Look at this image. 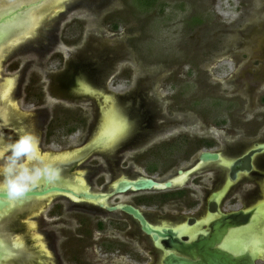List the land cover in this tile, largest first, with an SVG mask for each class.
Wrapping results in <instances>:
<instances>
[{"label":"rangeland","instance_id":"374dc122","mask_svg":"<svg viewBox=\"0 0 264 264\" xmlns=\"http://www.w3.org/2000/svg\"><path fill=\"white\" fill-rule=\"evenodd\" d=\"M7 1L11 0H0ZM55 11L41 28L44 36L40 41L1 50L10 52L0 56V88L14 80L13 114L28 118L34 128L30 134L35 132L40 151L83 156L85 149L90 150L87 160L73 172H91L99 162L109 167L110 160L118 170L115 160L121 157L120 172L132 169L137 175L160 180L192 165L203 150H223L230 157L242 147L264 142V0H153L151 5L143 0H67ZM25 13H0V39L10 37L13 25L23 22ZM82 82L97 95L80 90ZM106 95L128 118L129 130L114 146L91 151ZM41 118L43 128L37 123ZM72 129L74 133H70ZM4 133L13 131L7 128ZM25 156L24 150H11L0 157V171H11L3 178L0 172V180L28 177L18 173ZM260 163L264 166V155ZM215 169V164H204L182 189L202 192ZM220 173L226 174V170ZM95 178L93 190H102L100 178ZM195 192L189 193V199ZM160 194L126 192L109 202L114 203L118 196L123 201L153 196L151 206L141 209L154 222L169 215L165 213L188 215L199 208L178 209L176 204L160 208ZM58 200L66 203L64 214L52 217L53 201L30 220L33 233L38 229L59 234L65 226L61 220L71 221V212L81 211L63 198ZM98 215L91 212L90 218L103 217L108 233L117 235L114 231L122 227L119 215ZM103 239L94 233L91 243H96L95 251L91 247L84 253L87 260H102L103 264L104 258H110L100 247ZM107 240L111 247L112 239ZM124 245L123 249L133 250ZM138 248L139 254H145L143 246ZM130 255L115 253L114 263L153 262L152 256L143 262L134 253Z\"/></svg>","mask_w":264,"mask_h":264},{"label":"flooded vegetation","instance_id":"af4514ba","mask_svg":"<svg viewBox=\"0 0 264 264\" xmlns=\"http://www.w3.org/2000/svg\"><path fill=\"white\" fill-rule=\"evenodd\" d=\"M7 2L9 3L3 4V2H0V10H3L6 7L14 8L13 10H17L18 8H22L25 6L27 7V4L32 3L33 0H11ZM34 2H41V0H34ZM65 2H67V0H65L63 3L65 4ZM42 3L43 7L40 9V13L37 11V21L34 23L33 27L26 30V28L28 27L27 24L29 25L30 18H28L27 23L26 18L24 17L25 19H23V22L17 24L20 29H18L17 32H14L15 35L6 39L9 41L5 40V42L3 43L7 44L4 48H8L10 51H12L21 44L31 41L38 42L43 38L44 34L43 31H41V28L48 22V20H50V17H52L54 14L52 13V15L44 18V11L48 13L53 10V6H56L57 4L61 7L63 3L61 4V1L59 0H44ZM40 6H42V4H38L33 9H37ZM24 11H28L27 8ZM31 24L33 23L31 22ZM12 42H18L14 48L11 47ZM8 52L4 54H8ZM4 54L3 51L0 52V56ZM9 80L3 88H0V108L4 109V114L0 113V115H4V119L2 120V122H0V157L5 156L11 150H24L26 152V160L24 161V165L22 164L19 167L18 173L21 176H23L24 174H28V177L0 180V192H6L15 189L22 190V188L17 189L21 186L26 188L31 187L34 184L35 178L37 176H40L43 172H47L51 169L58 171L62 179L60 181L53 180L49 182V179L45 178L41 187L49 188L57 185L65 188L68 192H49L43 196H38L30 199L25 198V201L19 202L18 206H16L14 209H10L9 211H6V213L0 215V254H2V252L4 251L12 252L11 255L3 254V256H1L0 258V264H102V260H87V257H85L84 255V253L88 252L91 247L95 251L96 243H91V239L94 237L95 232H98L102 235V238H104V243H100V247L102 248L103 253L110 254L109 259L104 258L103 264H116L114 263L115 259L113 258V255L121 251L127 252L129 256H131L130 252L134 253L135 259L138 261L141 260L144 262L149 256H152L153 262L151 264H165L164 260L170 254V251L166 250L162 245L161 241L163 240V237H159L158 240H155L153 234H148L147 232H145L142 228L140 220L136 218L132 213H129L122 209L124 205H132L133 207L139 209L144 214L149 223L156 229H172L176 237H187V241L190 243L197 241L201 236L207 237L211 232L210 224L215 220L220 219L222 217V214H229L238 210H244L245 212L252 211V216L248 223L240 226L229 227L223 235L221 241L217 242L214 248L222 252L229 253L235 257L250 255L254 258L255 264H264V258H258L254 254L255 252L252 248L249 247L243 249H234L229 248L224 243L227 238L231 237L232 232L245 230L249 225L253 223L252 218L255 214V205L257 202L264 199V166L260 163L261 157L264 155V151L257 153L253 157V169L249 172H239L236 180H232L230 178V166H227L221 162L222 156L233 159L234 161L235 159L247 154L257 144L261 145L264 144V142L257 141L248 147H242L239 152L233 154V156L230 157L226 156L225 151L218 150L217 152H219L220 155L222 154L218 161L203 163V165L215 164L217 165L218 169L211 171V173H213V178L212 175H209V183L206 188L201 190L202 192H199L197 189L192 191L189 188L182 189L184 185H187L189 179L184 185H174L169 189H151L141 191L130 189L125 192H118L117 188L120 182L125 179L135 180L140 177V174L137 175V172L135 173L132 169H129L127 173L120 172L119 162L122 159L121 157H118V159L115 160L118 163V170H115V168H113L114 160H110L109 167L99 162L94 165V168H92L91 166V172H85L84 170H77L76 172H73L72 170L73 168L80 166L87 160V154L90 152V150L86 149L84 150L86 151L85 153L83 151V156H81L80 154L78 155V153L75 152H70L74 153L73 156L65 160L60 159L51 161L49 163H44L41 160V156L32 160H28V156L32 153V150H29L31 138L33 135L36 137V134L35 132L33 134H30L34 131V128L32 129V125L29 123V120L26 116H21L19 118L15 116V114H13L16 107L14 104H12L13 102L11 100V94L6 100H3L1 92L7 89ZM79 88L82 91H87L83 90L82 86ZM90 93L97 95V93H94L92 89L90 90ZM43 122L44 121L41 118L37 123H39V126L42 127L44 124ZM7 128H10L13 133H4V130ZM74 132L75 129L70 130V133ZM91 143V151L102 147L100 144H97L94 139ZM40 152L41 155L50 154L51 159L55 158V156L58 154L67 153ZM200 154L192 165L184 168L183 170L189 171L193 169L199 162H201L202 160L200 159ZM50 165L53 167H50ZM109 170L111 171V173L108 172ZM179 170L173 175L180 174ZM222 170H226V174H221L220 172H222ZM68 171L73 174L68 175ZM0 172L2 173V175L4 174L3 176H1V178L5 177L6 174L11 173V171L7 169H2ZM193 172H191L190 175ZM249 175H251V177L248 178ZM82 176L86 179V185H84L82 189L78 190L75 188V186L80 184V177ZM96 176L100 178V183L103 185L102 190L99 191L93 190V186L91 185L93 180L96 179ZM171 176L172 175H170L168 178L160 179V181H166ZM228 180L232 182V185L228 188L226 193L222 194V191L227 186ZM23 181H27V183L25 184L23 183ZM15 186L17 188H11ZM174 188H177L179 190H174ZM142 191H159L161 193L159 196L160 199L158 201L160 208L162 206H168L171 204L180 205L178 206V209H181V207L185 209H187V207L190 209H195L197 207L199 208H197L196 213L188 215L185 214V212L180 211H178V213H165L169 215H165V218H158V222L155 221V223L149 218V214L141 209V206H151L152 200H154L155 198L153 196H137L132 201H123L121 200L120 196H118L116 197L117 199L114 203L109 202V199L115 195L126 192L137 193ZM194 192L195 197H190L189 199V193L194 194ZM85 194H93L95 195V198H87ZM219 195H221L220 199ZM102 196H106V199L102 200ZM60 198H63L72 203L81 211L84 210L87 212H71L69 216L71 218V221L62 219L61 222L63 224L65 223V226L59 234L42 233L38 229H36L38 233H33L34 224L33 222H30V220L42 214L43 210L53 201V206L50 210L52 217H61L64 214L62 213V209L66 205V203L64 201L58 200ZM0 199H2L3 201H9V199L11 198ZM239 201H241L242 205L236 206ZM211 202L217 203V210L210 209ZM226 202L231 203H229V205L227 204L226 206ZM110 206H118L119 208L117 210L111 211L109 210ZM4 207L0 211H2ZM33 209L37 210L35 215L29 216L28 212H32ZM91 212L95 213L96 215H98V213H101L103 216L105 215V213L118 214V220L122 223V227H119L116 231H114L117 233V235L112 236L111 233H108V225L106 223L107 220L103 217L96 219L90 218ZM207 215H211L212 219L207 223H204V225H201L200 221L203 220V218ZM129 218L132 220H130ZM118 220H116L117 222L114 220H110V222L119 224L120 222H118ZM190 220H193V222L190 223ZM183 222H186L189 227L197 229L198 232H196L194 236H191V233L179 234L177 230L173 228V226L177 223ZM160 225H163V227H157ZM201 226L203 229L199 230ZM108 237L112 239L110 240V243L114 246L112 245L110 247L107 244L109 241L107 240ZM47 238L48 242L46 241ZM125 243L128 247H131L136 251H129L127 249L126 251L125 249H123ZM138 246H143V251H145V254L138 253ZM109 248L111 250L107 251V249ZM121 256L124 255L121 254ZM128 264L132 263L129 262Z\"/></svg>","mask_w":264,"mask_h":264},{"label":"water","instance_id":"95a60500","mask_svg":"<svg viewBox=\"0 0 264 264\" xmlns=\"http://www.w3.org/2000/svg\"><path fill=\"white\" fill-rule=\"evenodd\" d=\"M43 1L44 0H41V2H39L38 4L43 5ZM64 1L65 0H61V4ZM28 6L29 8L27 10L30 12L31 7L34 8L37 6V4L29 3L27 4V7ZM57 6L58 5L56 4V6H53V10L44 14V18L50 16ZM26 22L28 23V20ZM18 29H20L18 25H16V27H12V34L10 35V37L15 35L14 32H17ZM17 43L12 42L11 47L14 48ZM262 151H264V144H257L247 154L235 159L230 165V178L232 180H236L239 172L251 171L253 169V157L257 153H260ZM200 159L203 162L218 161L220 159V154L217 151L203 150L200 154ZM182 170L180 169L179 173H181ZM159 181V179H156L153 176L140 174V177L135 180L125 179L120 182L117 191L125 192L130 189H135L138 191L151 189L159 190L169 189L174 186L172 181H170L169 179L164 182L163 186L160 185ZM49 192L68 191L63 187L55 185L49 188L40 187L39 189L29 188L26 190L24 189L0 192V198L7 199L24 197L30 199L38 196H43ZM85 196L87 198H95V195L93 194H85ZM7 204L8 201H3L2 199H0V210ZM118 208V206H110L109 210L114 211ZM122 209L129 213H132L136 218H138L142 224L143 230L148 234H153L155 240H158L159 237H163L161 243L166 250L170 251V254L164 260L165 264H255L254 258L250 255L235 257L229 253L222 252L214 248L215 244L221 241L223 235L229 227L240 226L248 223L252 216V211L245 212L244 210H238L229 214H222V217L220 219L215 220L210 224L211 232L207 237L201 236L197 241L190 243L187 241V237H176L172 229H156L149 223L144 214L132 205H124ZM210 209L217 210V203L211 202ZM192 222L193 220H190V223Z\"/></svg>","mask_w":264,"mask_h":264},{"label":"bare ground","instance_id":"6f19581e","mask_svg":"<svg viewBox=\"0 0 264 264\" xmlns=\"http://www.w3.org/2000/svg\"><path fill=\"white\" fill-rule=\"evenodd\" d=\"M59 1H61V0H59ZM32 3H36L38 5L39 2H34V0H33ZM42 7H43V5L38 7L37 9H33L31 7L30 12L27 11L25 13L26 20L28 18H30L29 19V25L27 24L28 27L26 28V30L33 27L34 23L37 21V14ZM26 8L28 9L29 6L18 8L17 12H23V10H25ZM13 9L14 8H11V7L7 8L6 7L3 10H0V13L1 12H7L9 10L12 11ZM31 12H33V13H31ZM25 18H23V19H25ZM31 22L33 24H31ZM16 25H14V26L16 27ZM5 40H6V38L4 39L3 37H1V39H0V52L7 45V44H3ZM13 85H14V80L10 79L9 84L7 86V89L5 91L1 92L3 100H6L9 97V95L11 94V91L13 89ZM81 86H82L83 90H87V91L91 90V86L85 84L84 82L81 83ZM105 103H106V106L103 108L104 114H103L101 123L99 125V128L96 132V135L94 136V141L97 142V144H100L102 147H111V146H114L119 140H121L128 133L130 123H129L128 118L124 114H122V111L120 110V108L116 107L115 102L113 101V99L110 95L105 96ZM3 112H4V109L0 108V113L2 114ZM3 119H4V115H0V122H2ZM29 150H32V153L28 156V160H32V159H35V158L41 156V158H42L41 160L44 163H46V162L49 163L51 161L60 160V159L65 160V159H68L69 157H72L74 154V153H70V152L62 153V154L56 155L55 158H53V159H51L50 154L41 155V152L39 150L38 141L34 135L31 138ZM232 161H233V159H229V158L222 156L221 162L223 164L230 166ZM203 163H204L203 161L199 162L193 169H191L189 171L182 170V172L180 174L172 175L169 178V180L172 181L173 185H184L188 181L190 173L199 169L203 165ZM50 167H53V166L50 165ZM45 178L49 179V182L53 181V180L54 181H60L62 179L58 171L51 169V170H48L47 172H43L40 176H37L35 178L34 184L31 187L26 188V187L21 186V187L17 188L15 186V187H11V188H14V189L15 188H17V189L22 188V190H24L25 188L26 189H29V188L39 189L42 186V183H43ZM159 182H160V185L163 186L165 181H159ZM84 185H86V179L82 176V177H80V184L75 186V188L79 190V189H82ZM231 185H232V182L230 180H228L227 186L222 191V194L226 193V191L228 190V188ZM101 198H102V200H105L106 196H102ZM220 198H221V195H219V199ZM24 201H25L24 197L9 199L8 205H6L4 207V209L2 211H0V215L3 213H6V211H9L10 209H14L16 206H18L19 202H24ZM211 219H212V216L207 215L203 218V220L200 221V224L204 225V223H207ZM252 219H253L252 220L253 223L251 225H249L245 230L232 232L231 237L227 238L224 241V243L229 248H234V249H241V248L243 249V248H249L250 247L253 249V251L255 252L254 254L258 258H264V199H262L256 203L255 214H254ZM157 227H163V225H160ZM173 228L175 230H177V232L179 234L191 233V236H194L196 234V232H198L197 229L189 227L186 222L177 223L173 226ZM201 229H203L202 226H201V228H199V230H201ZM244 234H246V235H244ZM5 252L6 251L2 252L1 256H3V254H6Z\"/></svg>","mask_w":264,"mask_h":264},{"label":"trees","instance_id":"16d2710c","mask_svg":"<svg viewBox=\"0 0 264 264\" xmlns=\"http://www.w3.org/2000/svg\"><path fill=\"white\" fill-rule=\"evenodd\" d=\"M143 1H146V4H147V5H151V4H153V0H143Z\"/></svg>","mask_w":264,"mask_h":264}]
</instances>
